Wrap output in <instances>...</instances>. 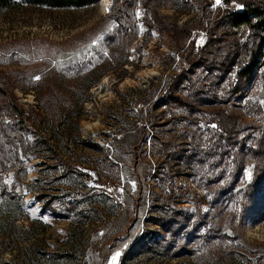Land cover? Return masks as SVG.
<instances>
[{
  "label": "rangeland",
  "instance_id": "obj_1",
  "mask_svg": "<svg viewBox=\"0 0 264 264\" xmlns=\"http://www.w3.org/2000/svg\"><path fill=\"white\" fill-rule=\"evenodd\" d=\"M101 1L0 15V192L25 213L0 264H264V144L251 158L221 141L210 113L214 63L255 42L228 25L248 0ZM262 85L226 105L245 124ZM172 91L201 93L199 111L170 108Z\"/></svg>",
  "mask_w": 264,
  "mask_h": 264
},
{
  "label": "trees",
  "instance_id": "obj_2",
  "mask_svg": "<svg viewBox=\"0 0 264 264\" xmlns=\"http://www.w3.org/2000/svg\"><path fill=\"white\" fill-rule=\"evenodd\" d=\"M100 1L101 0H0V15L4 13H21L29 8L46 11L82 9L95 7L99 5ZM120 1L123 4L127 0H115L114 3L116 4ZM243 6V10L233 11L228 14V25L230 29L236 30L237 32H248L249 36L255 39V42L252 41V48H249L248 51L245 49L235 51L232 56L222 57L218 62L214 63L218 71L215 85L218 87L223 86V84L225 85L223 92L226 98L223 99V106L220 105L210 113L215 118L214 121L217 124L216 130L220 140L237 149L246 151V154L254 158L262 153V146L264 144V103L261 108H258V112L252 114L251 117L254 116L253 121L247 124L242 121L240 114L228 110L226 106L235 103L240 105L242 102H245L248 98V91L252 87L257 86V83L262 82V86L264 87V0H248L243 2ZM156 19V15L150 17L148 24L149 28L156 22ZM146 21L148 23V19ZM186 33L189 35V30ZM245 57L249 59H245ZM198 59L200 66L203 64V66L206 65L207 68H210L207 65L209 63L206 56L199 55ZM244 59L246 61L239 69L235 70V68H231L236 65H233V63L239 62L241 64ZM186 73L184 72V75H187ZM230 73L234 75L229 78L230 83L226 85L225 77L231 75ZM179 77L176 78L174 81L175 83L179 82ZM200 96L201 93L194 92L192 95L186 97V99L189 100L187 101L182 96H177L176 93L172 91L171 94H169L168 106L172 109L184 108L189 113H197L200 108V104L198 103V97ZM247 102L246 104H248ZM257 106H259V104ZM7 107L11 112H14V106L12 107L7 104ZM20 112L22 113V111ZM259 178L260 176H258V178L256 176L253 183L248 186V191L250 193L253 190V186L260 184ZM11 204H13L14 208L10 210L7 219L0 223V225H4V228H0V234L4 238L16 241L18 237H16L15 234L19 232V229L16 227V222L23 219L25 213H22L20 210L15 196L10 193L6 194L2 188L0 192V211L7 206H12ZM66 210L68 211L67 217L72 216L74 218L76 216V218H79L82 215L77 206L73 203H68ZM37 224H44L40 217L33 219L32 227H36ZM34 246H36V244H34ZM65 254V252H41L40 254L37 252L27 261L28 264H34L35 261L40 259V262L44 264H53L55 261L57 262V259L65 257Z\"/></svg>",
  "mask_w": 264,
  "mask_h": 264
},
{
  "label": "bare ground",
  "instance_id": "obj_3",
  "mask_svg": "<svg viewBox=\"0 0 264 264\" xmlns=\"http://www.w3.org/2000/svg\"><path fill=\"white\" fill-rule=\"evenodd\" d=\"M108 3H109V0H102L101 1V11L102 12H106L107 11Z\"/></svg>",
  "mask_w": 264,
  "mask_h": 264
},
{
  "label": "water",
  "instance_id": "obj_4",
  "mask_svg": "<svg viewBox=\"0 0 264 264\" xmlns=\"http://www.w3.org/2000/svg\"><path fill=\"white\" fill-rule=\"evenodd\" d=\"M216 1H220V0H216Z\"/></svg>",
  "mask_w": 264,
  "mask_h": 264
}]
</instances>
